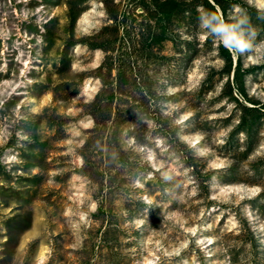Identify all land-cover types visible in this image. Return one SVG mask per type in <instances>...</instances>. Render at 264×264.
<instances>
[{"label":"rangeland","instance_id":"374dc122","mask_svg":"<svg viewBox=\"0 0 264 264\" xmlns=\"http://www.w3.org/2000/svg\"><path fill=\"white\" fill-rule=\"evenodd\" d=\"M257 0H0V264H264V61L198 28Z\"/></svg>","mask_w":264,"mask_h":264},{"label":"clouds","instance_id":"9594fccd","mask_svg":"<svg viewBox=\"0 0 264 264\" xmlns=\"http://www.w3.org/2000/svg\"><path fill=\"white\" fill-rule=\"evenodd\" d=\"M249 4L253 0H248ZM258 15L264 14V0H257ZM198 28L203 39H212L217 46H223L233 56H247L254 62L264 61V41L257 42L258 30L250 23L240 6H234L232 15L225 14L217 7L215 11L198 8Z\"/></svg>","mask_w":264,"mask_h":264},{"label":"trees","instance_id":"16d2710c","mask_svg":"<svg viewBox=\"0 0 264 264\" xmlns=\"http://www.w3.org/2000/svg\"><path fill=\"white\" fill-rule=\"evenodd\" d=\"M216 9L215 8H213V11H215Z\"/></svg>","mask_w":264,"mask_h":264}]
</instances>
